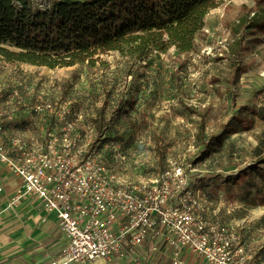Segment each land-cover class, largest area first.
<instances>
[{
	"label": "rangeland",
	"instance_id": "obj_1",
	"mask_svg": "<svg viewBox=\"0 0 264 264\" xmlns=\"http://www.w3.org/2000/svg\"><path fill=\"white\" fill-rule=\"evenodd\" d=\"M47 1L30 3L41 9ZM168 1L159 4L160 8ZM204 23L196 36V50L188 55L184 65L174 62L176 54L171 48L167 53L154 52L141 66L133 64L135 75L127 77L125 67L131 62L118 52L98 53L82 64L55 68L8 62L0 56V111H13L15 129L32 135L37 121L31 110L33 101L26 91H43L51 100L70 101L76 112L100 109L109 95L106 112L114 106L121 107L115 127L127 137L132 128L128 124L122 126V122L128 119L135 129L126 154L135 164V171L146 175L157 172L168 160L182 162L191 170L187 172L189 181H198L212 207L219 208L220 220L246 232L248 248L264 254V205H260L264 201V153L256 156L255 151L258 143L264 142V0H220ZM240 38L243 51L236 60L230 47ZM3 47L16 51L8 43ZM158 63L164 70L179 72V80L165 84L167 89L179 86V94H155L153 74ZM237 63L244 73L232 83ZM15 92L25 98L23 105L13 101ZM132 101L135 106L129 110ZM126 111L130 113L126 115ZM236 115L246 119L249 128L243 129L233 120L236 132L221 147L201 156L202 145L197 141L200 129L207 138ZM235 174L240 178L228 182ZM37 227L28 226L24 231L34 235ZM9 230L10 227L0 229V264H32L26 257L32 248L41 246L40 252H56L57 256L65 244L53 227L19 245L13 242ZM155 243L140 249L144 264H169L163 243ZM154 246L156 251L151 250ZM187 264L202 262L189 257Z\"/></svg>",
	"mask_w": 264,
	"mask_h": 264
},
{
	"label": "built area",
	"instance_id": "obj_2",
	"mask_svg": "<svg viewBox=\"0 0 264 264\" xmlns=\"http://www.w3.org/2000/svg\"><path fill=\"white\" fill-rule=\"evenodd\" d=\"M25 93L36 132L16 130L13 111H0V164L17 181L9 207L38 200L64 237L59 254L43 264H144L140 249L153 241L163 243L169 264H185L186 251L205 264H264L246 232L220 220L182 162L135 173L119 144L96 143L89 110L76 112L43 91ZM12 99L23 105L25 98L15 92Z\"/></svg>",
	"mask_w": 264,
	"mask_h": 264
},
{
	"label": "trees",
	"instance_id": "obj_3",
	"mask_svg": "<svg viewBox=\"0 0 264 264\" xmlns=\"http://www.w3.org/2000/svg\"><path fill=\"white\" fill-rule=\"evenodd\" d=\"M48 1L38 9L31 5L30 0H0V56L8 62L55 68L82 64L98 53L118 52L131 62L125 67V77L135 75L133 64L141 66L154 52L167 53L171 48L176 54L174 62L184 65L188 55L196 50V36L204 28L205 17L220 3V0H169L160 8L159 4L164 0ZM240 41L241 38L230 47V54L236 60L243 51ZM7 43L14 45L16 51L4 48ZM181 55L184 56L183 61ZM242 73L243 67L235 64L232 83ZM153 76L156 80L155 94L177 95L181 92L179 86L176 89L173 86L165 88L167 82L179 80L177 70H164L158 63ZM107 98L109 100V95ZM105 104L100 109H87L90 114L86 121L95 128L96 143L100 146L104 143L119 144L127 154L135 129L130 120L122 122V126L128 124V128H132L126 137L115 127L119 124L121 107L114 106L107 113ZM129 105V110H132L135 101ZM129 113L125 112L126 115ZM260 113L258 111L257 116ZM233 120L243 129L249 128L248 121L236 115L222 125L218 133L207 138L200 129L197 141L202 145L201 156L205 157L221 147L223 141L236 132L231 124ZM142 122L145 124V119ZM14 126L17 127L16 123ZM255 151L256 156L264 153L263 140ZM231 177L228 182H236L240 178L239 174ZM199 188L206 192L200 184ZM260 205H264V201ZM258 253L264 257L263 253Z\"/></svg>",
	"mask_w": 264,
	"mask_h": 264
},
{
	"label": "crops",
	"instance_id": "obj_4",
	"mask_svg": "<svg viewBox=\"0 0 264 264\" xmlns=\"http://www.w3.org/2000/svg\"><path fill=\"white\" fill-rule=\"evenodd\" d=\"M0 182L2 185V191L0 192V223L2 224H0V229L10 227L11 230L9 231H11V239L14 243L18 245L26 243L33 239L31 236H36V234H39L42 230L48 231V229L52 227L56 228L58 233H60L55 219L46 218L45 212L42 210L38 200L26 197L16 207H9L10 200L14 196L13 189L16 187L17 181L2 164H0ZM28 226L30 228H36V226H38L37 228L40 230L37 229V231H34V235H30L31 233L29 231V234L24 231ZM44 227L45 229H43ZM62 241L63 243H61L64 244L65 241L63 236ZM40 248L42 247L38 246L32 248L31 252L29 251L30 253L26 254V257L31 260L30 262L32 264H43L56 257V252L51 253L50 251V253L47 254L46 251L40 252ZM15 254H18V252ZM189 257L198 258L202 264H205L201 258L188 251L183 254L185 264H187V258ZM32 260H37V262L33 263Z\"/></svg>",
	"mask_w": 264,
	"mask_h": 264
}]
</instances>
